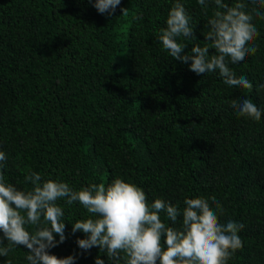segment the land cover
<instances>
[{
  "label": "trees",
  "instance_id": "trees-1",
  "mask_svg": "<svg viewBox=\"0 0 264 264\" xmlns=\"http://www.w3.org/2000/svg\"><path fill=\"white\" fill-rule=\"evenodd\" d=\"M174 2L121 0L109 16L94 0H0L3 174L21 190L31 188L29 171L74 190L119 177L149 203L160 198L181 210L185 198L214 196L223 206L220 223L244 224L243 247L227 264H264V112L254 122L231 107L248 98L264 110V19L254 15L256 54L229 65L253 87L231 88L218 73L197 75L162 49L157 35ZM179 2L197 24L189 52L191 44L203 46L215 8ZM60 204L66 239L49 253L110 264L98 248L83 252L75 243L85 236L72 234L71 223L86 210ZM160 215L180 227L182 217L171 225ZM26 252L14 248L0 264H28Z\"/></svg>",
  "mask_w": 264,
  "mask_h": 264
},
{
  "label": "clouds",
  "instance_id": "clouds-1",
  "mask_svg": "<svg viewBox=\"0 0 264 264\" xmlns=\"http://www.w3.org/2000/svg\"><path fill=\"white\" fill-rule=\"evenodd\" d=\"M251 3L254 7L249 11L244 0H234L231 6L224 0H197L205 11L209 4L215 11L202 35L203 46L191 44L190 51L185 52L189 41L198 40L197 24L184 5L175 0L167 13L166 27L159 30L157 39L168 56L188 64L189 71L197 75L218 73L231 88L251 89L253 85L247 77H237L229 66L244 62L258 51L254 41L259 31L254 15L264 19V0ZM120 4L121 0H94L93 7L99 14L111 16ZM124 11L121 8V13ZM139 19L140 16L134 17ZM258 87L264 89V83ZM231 107L239 117L254 122H259L264 112L248 98L232 100ZM6 159L0 151L2 257L23 246L28 264H75V256L58 258L49 253L66 239L61 201L68 206L78 203L86 210V218L71 223L72 234L80 232L85 236L75 241L78 248L83 252L98 248L110 264H227L243 247L238 233L244 224L232 220L220 223L217 213H223V206L214 196L185 198L181 210L160 198L149 203L141 188L119 177L108 184L91 183L74 190L66 182L44 180L33 171L25 175L31 188L21 190L5 179L2 169ZM161 213L171 225L182 217L180 227L166 224ZM95 264L104 261L97 256Z\"/></svg>",
  "mask_w": 264,
  "mask_h": 264
}]
</instances>
